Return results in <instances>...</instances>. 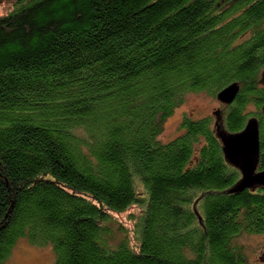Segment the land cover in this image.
<instances>
[{"label": "trees", "instance_id": "1", "mask_svg": "<svg viewBox=\"0 0 264 264\" xmlns=\"http://www.w3.org/2000/svg\"><path fill=\"white\" fill-rule=\"evenodd\" d=\"M12 1L0 264L21 239L49 246L53 264H249L235 240L264 234V191L228 193L240 177L211 118L159 138L187 94L233 83L225 130L264 118V0ZM133 208L127 228L116 215Z\"/></svg>", "mask_w": 264, "mask_h": 264}, {"label": "rangeland", "instance_id": "2", "mask_svg": "<svg viewBox=\"0 0 264 264\" xmlns=\"http://www.w3.org/2000/svg\"><path fill=\"white\" fill-rule=\"evenodd\" d=\"M13 1L0 2V17L6 15L12 8ZM264 81V76H261ZM263 83V82H261ZM264 87V83L262 84ZM221 108H226L225 104L218 101L216 97H210L205 93H190L184 97L183 103L178 106L172 115L166 119L163 125V132L160 136L162 142H168L180 135V124L184 117L202 119L211 118L212 123L216 122L215 112ZM253 106H249L246 111H253ZM214 128V127H213ZM135 209L127 211L125 214L116 215V219L121 225L130 228L127 215L133 213ZM264 238L257 235L241 234L235 240V245L240 247L247 257L249 264H264L257 259L258 252L263 248ZM54 255L49 246L37 247L29 243L27 239L18 240L10 257L5 264H53Z\"/></svg>", "mask_w": 264, "mask_h": 264}, {"label": "water", "instance_id": "3", "mask_svg": "<svg viewBox=\"0 0 264 264\" xmlns=\"http://www.w3.org/2000/svg\"><path fill=\"white\" fill-rule=\"evenodd\" d=\"M264 76V73H263ZM264 83V81H262ZM239 92V85L233 83L216 95V98L225 106L233 103ZM220 111L215 112L216 123ZM225 162L240 173V179L231 187L228 193H241L264 186V171L256 173L259 161V127L256 119L247 121L245 128L238 133L219 131Z\"/></svg>", "mask_w": 264, "mask_h": 264}, {"label": "flooded vegetation", "instance_id": "4", "mask_svg": "<svg viewBox=\"0 0 264 264\" xmlns=\"http://www.w3.org/2000/svg\"><path fill=\"white\" fill-rule=\"evenodd\" d=\"M225 109L226 108H221V109H219V111H220V114H219V116H218V122L216 123V122H214V130H213V132H214V135H215V137H216V139L220 142V140L217 138V135H218V133H219V131H225V132H227L226 130H225V128H224V125H223V114H224V111H225ZM262 113H264V108L262 109ZM254 115H256V116H249L248 117V119H247V121L249 120V119H251V118H254V119H256L257 120V122H258V127H259V143H260V147H259V161H258V165H257V169H256V173H259V172H262V171H264V157H263V155H264V144H263V142H264V134L263 135H261V132L262 133H264V118H261V119H259V116L257 115V113L255 112V114ZM247 121H246V124H247ZM246 124H245V126H246ZM245 126H244V128H245ZM243 128V129H244ZM227 133H229V132H227ZM225 160V159H224ZM227 164V163H226ZM227 166L228 167H230V168H232V169H234L232 166H230L229 164H227ZM238 174H239V177H240V173L236 170V169H234ZM240 179V178H239ZM253 190H255L254 192H260V191H264V186L263 187H258V188H255V189H253ZM252 190V191H253ZM261 237H263L264 238V234H262V235H260ZM264 243V242H263ZM264 245V244H263ZM257 259L260 261V262H262V263H264V246H263V248L261 249V250H259V252H258V256H257Z\"/></svg>", "mask_w": 264, "mask_h": 264}]
</instances>
